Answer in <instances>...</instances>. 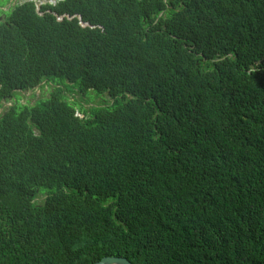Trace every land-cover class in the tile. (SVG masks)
Segmentation results:
<instances>
[{"label": "trees", "instance_id": "obj_1", "mask_svg": "<svg viewBox=\"0 0 264 264\" xmlns=\"http://www.w3.org/2000/svg\"><path fill=\"white\" fill-rule=\"evenodd\" d=\"M1 7L0 264H264V0Z\"/></svg>", "mask_w": 264, "mask_h": 264}, {"label": "rangeland", "instance_id": "obj_2", "mask_svg": "<svg viewBox=\"0 0 264 264\" xmlns=\"http://www.w3.org/2000/svg\"><path fill=\"white\" fill-rule=\"evenodd\" d=\"M6 0H0V6H5ZM66 92L63 90V95L67 99V101L71 104H76L77 107L81 106L84 111H88L91 107H100L104 104H107V102H110V99H108L105 96H100L99 98H96V95L91 93L90 96H93V99H89L86 96H82L78 94L72 87L69 85H65ZM52 88L49 84H46L43 82L41 85H39L36 89L23 91L22 93H16L17 96L8 99L5 102H2L3 108L0 115L3 113V111H6L11 106L15 105L14 102L25 105V104H33L34 102H37L41 100L42 98L46 97L48 93L50 92ZM15 94V93H14ZM15 100V101H14ZM37 133V132H35ZM43 196V193L40 194Z\"/></svg>", "mask_w": 264, "mask_h": 264}, {"label": "clouds", "instance_id": "obj_3", "mask_svg": "<svg viewBox=\"0 0 264 264\" xmlns=\"http://www.w3.org/2000/svg\"><path fill=\"white\" fill-rule=\"evenodd\" d=\"M6 1H8V0H6ZM39 3H41V4H44V3H47L49 0H37ZM168 2H170V0H164V3H168ZM10 3H11V0H10ZM178 12V8H175V9H173V12H172V10H171V8H170V6H168V7H166V9L164 10V11H162L161 13H159L158 15H157V19H159V18H161V20H166L169 16H173L175 13H177ZM43 82H45V81H43ZM42 82V83H43ZM41 83V84H42ZM46 84H48L47 82H45ZM41 84H39V85H41ZM38 85V86H39ZM66 85H69L70 87H72L71 85L72 84H69L68 82H66ZM38 86H36L34 89H36ZM55 88V87H54ZM56 88H61L62 89V91L64 90L65 92H66V90L64 89V87L63 86H60V85H58V86H56ZM73 88V87H72ZM75 91H76V89L75 88H73ZM25 91H27V90H25ZM51 91V90H50ZM23 91H16V92H14V93H22ZM77 92V91H76ZM63 93V92H62ZM79 94V93H78ZM81 95V94H80ZM83 96V95H82ZM84 97V96H83ZM0 100H2V102H5V100H4V98H2V99H0ZM1 104V106H0V113L2 112V109H1V107L3 108V104L2 103H0ZM30 105H32V104H30ZM8 110H9V108L6 110L7 112H8ZM4 112V111H3ZM5 115V114H4ZM4 115H0V116H4ZM40 194H42V193H40L39 191H38V193H37V196L33 199V201H32V203H33V205L35 206V207H42L43 206V203H44V201H45V199H46V196H45V194H43V196H41Z\"/></svg>", "mask_w": 264, "mask_h": 264}, {"label": "water", "instance_id": "obj_4", "mask_svg": "<svg viewBox=\"0 0 264 264\" xmlns=\"http://www.w3.org/2000/svg\"><path fill=\"white\" fill-rule=\"evenodd\" d=\"M127 99H132V97L127 94ZM6 112L7 111H4L2 115H4ZM1 118L2 116H0V119ZM94 264H131V263L123 257L108 256V257L102 258L100 261Z\"/></svg>", "mask_w": 264, "mask_h": 264}, {"label": "flooded vegetation", "instance_id": "obj_5", "mask_svg": "<svg viewBox=\"0 0 264 264\" xmlns=\"http://www.w3.org/2000/svg\"><path fill=\"white\" fill-rule=\"evenodd\" d=\"M12 1H16V0H11V2ZM8 4H10V0H8ZM5 11H4V8L3 7H1L0 6V23L2 22V21H4V19H5ZM15 96H17V94L15 93H13V95L11 96V97H7V98H4V100L5 101H7L8 99H11V98H13V97H15ZM15 101V100H14ZM0 103H2V100H0ZM15 103V102H14ZM0 106H1V104H0Z\"/></svg>", "mask_w": 264, "mask_h": 264}]
</instances>
